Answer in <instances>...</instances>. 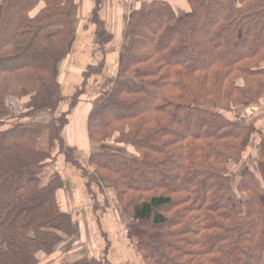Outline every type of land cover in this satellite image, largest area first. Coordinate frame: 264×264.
<instances>
[{
	"label": "trees",
	"instance_id": "1",
	"mask_svg": "<svg viewBox=\"0 0 264 264\" xmlns=\"http://www.w3.org/2000/svg\"><path fill=\"white\" fill-rule=\"evenodd\" d=\"M187 2L181 17L166 1L130 15L116 78L88 115L89 164L145 264H264V137L255 171L234 181L256 130L215 109L264 99V0ZM75 11V0H0V264H41L75 235L61 178L39 179L64 153L67 114L21 123L6 108L16 99L31 121L55 113Z\"/></svg>",
	"mask_w": 264,
	"mask_h": 264
},
{
	"label": "crops",
	"instance_id": "2",
	"mask_svg": "<svg viewBox=\"0 0 264 264\" xmlns=\"http://www.w3.org/2000/svg\"><path fill=\"white\" fill-rule=\"evenodd\" d=\"M153 1L168 2L178 16L190 10L187 0H75L74 36L59 65L63 101L54 114L49 113L58 117L67 114V124L61 132L64 153H57L39 175L40 184L41 180L45 184L41 186H46L55 174L61 178L63 185L57 191V201L62 212L71 216L75 235L64 236L51 256L39 254L41 264H73L92 259L102 264H145L128 237L131 219L127 211L89 164L98 147L89 139L87 119L116 78L130 15ZM77 93L72 106V98ZM46 113L32 121L23 116L12 118H19L21 123H43ZM251 146L246 149L244 159Z\"/></svg>",
	"mask_w": 264,
	"mask_h": 264
},
{
	"label": "rangeland",
	"instance_id": "3",
	"mask_svg": "<svg viewBox=\"0 0 264 264\" xmlns=\"http://www.w3.org/2000/svg\"><path fill=\"white\" fill-rule=\"evenodd\" d=\"M184 14L185 13L180 14L179 16L181 17ZM125 84L130 87H137L136 81L132 77H127V79L125 80ZM6 108L9 110V112H11L7 102H6ZM215 109L217 110L216 112H219V114L231 119L234 122L241 123L244 125L255 126L256 131H255V134L251 142L252 146L250 145L252 147L251 151L250 150L248 151V155H246L245 159L244 158L242 159V161L240 162L238 166H232L229 169V174L232 176V179L235 181L237 177L239 176V174L242 173L243 171L247 170V171L254 172L256 169L255 167H256V162H257V153L263 142V137H264V126H263L264 125V99L254 104H251L249 106H246V107L227 109V108L218 106ZM23 113H24L23 111L19 112L18 114H14L13 117H18L20 116V114H23ZM52 117L58 118V116H50L49 113H46L45 115H43L41 122H43V124L49 123ZM111 142L112 141H110V143L106 146V148L108 146H110L108 148H112V149L116 148L115 145H113ZM40 147L41 148L44 147L43 142L40 143ZM56 149L57 148L54 149L55 152L58 151ZM120 151L124 154H128L127 151H124V150H120ZM41 184L45 185L44 180L43 181L41 180ZM23 196L24 194L21 193L20 199H22Z\"/></svg>",
	"mask_w": 264,
	"mask_h": 264
},
{
	"label": "built area",
	"instance_id": "4",
	"mask_svg": "<svg viewBox=\"0 0 264 264\" xmlns=\"http://www.w3.org/2000/svg\"><path fill=\"white\" fill-rule=\"evenodd\" d=\"M18 101L17 100H13V99H11V100H9L7 103H8V105H9V109L11 110V113H13V114H17V113H19V112H21L22 111V107L21 106H19V102L17 103Z\"/></svg>",
	"mask_w": 264,
	"mask_h": 264
}]
</instances>
